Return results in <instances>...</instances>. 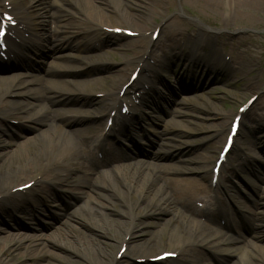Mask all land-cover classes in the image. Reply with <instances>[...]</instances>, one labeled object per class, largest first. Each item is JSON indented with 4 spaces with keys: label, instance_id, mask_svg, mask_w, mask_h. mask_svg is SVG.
Returning a JSON list of instances; mask_svg holds the SVG:
<instances>
[{
    "label": "bare ground",
    "instance_id": "obj_1",
    "mask_svg": "<svg viewBox=\"0 0 264 264\" xmlns=\"http://www.w3.org/2000/svg\"><path fill=\"white\" fill-rule=\"evenodd\" d=\"M96 1L97 3L94 0H77V2L76 0H52L51 4L55 6V11L60 12L61 15L55 12L49 13V15L55 16L53 18L58 23L54 25L51 35H46L42 30L45 25L49 28V20L47 19L46 21L42 17L46 12L39 9L38 4L34 6L33 3H28L23 6V4L16 3L13 0H0V16L2 12L12 14L22 28L13 30V34L19 32L24 37L25 33H29V36L24 39V43L13 55V58L10 59L11 62L8 66H14L17 60L23 61L31 54L30 50L34 51L33 49L36 48L45 47L53 54L72 46L68 43L67 36L72 38L78 34V31L70 30V28H75V23L72 21H74L73 18L76 13L71 12L66 5H80L87 8L88 12L84 19L89 25L82 28L84 37L81 40H77L79 41L76 43L78 47L95 48L93 39L97 38L98 46L107 42L114 50H127L130 55L128 62L136 63L139 68V74H143V78L146 77L145 73L154 70L155 64H158L161 58L174 60L175 58L188 57L193 67H201L202 70H205V75L213 70H216V72L220 70L221 72L230 71L231 66L221 56H216L209 63L203 52L191 56L185 53L184 50L187 48L190 39H198L202 29L177 25L174 20L161 21L158 34L163 41L161 46H158L157 42L151 41L153 30L150 33L151 40L142 37L124 45L118 43V39L114 37L116 36L115 34L102 32L104 27L117 28V25H115L116 20L141 28V25L145 22L143 14L155 7L160 9L164 6L171 7V0H143L145 2L143 5L131 2L139 9L138 13L121 9L123 0H116L115 3L120 4L119 7L111 6L102 0ZM124 1L128 2L129 0ZM189 2L205 9L233 10L232 12L234 13L264 10V0H189ZM33 8H37L36 11L29 12V9ZM234 13L232 15L228 14L225 18L224 25L226 27L231 26L235 22L233 21ZM246 16L248 17L249 15ZM50 24H53V22ZM124 30L127 29L124 28ZM134 31L138 30L134 29ZM99 34L105 36L106 41L99 39ZM218 38V33L210 35L203 31V37L198 39L199 48L203 50L208 45H216ZM84 39L85 42H83ZM157 39L159 41L158 37ZM145 44L146 46L149 44L152 47L148 53L145 51ZM158 53L161 58L157 55ZM150 60H153V63L149 62ZM83 63L80 66L61 65L59 67L61 71L54 72L55 74L70 76V78H65L61 81L62 87H59V84L56 83L55 85L46 86L35 85L39 84V81L34 78H23L15 82L13 78L0 76V132L3 134L9 132V127L13 126L10 121L14 118L15 111L18 110L32 112L28 116L21 117V119L46 124V129H39L32 137L34 143L25 152L21 149L17 153L15 150L6 147L8 143H2L4 146L0 150V219L9 218L12 221L13 228L18 227L13 216L14 212L23 210L21 205L18 206V204L21 200H24V197L21 193L22 191L17 188L23 183L20 182L25 179L26 182L31 183V188L37 187L35 190L43 197L44 201H47V198L50 197L48 188L52 190L65 184L69 189L81 190L83 193L84 189H88L89 192H94L96 196L94 199L91 196L92 205L89 206L85 203V207H83L94 214L105 217L108 211L110 212L112 195L103 193L102 189L109 188V181H111L112 187L118 191L120 198H131L134 203L146 201L145 205L141 204L138 207L137 213L132 212L133 207L130 206V211L126 213L128 221L116 218V223L107 230V233L105 232L107 238L119 245V249L123 245L126 246V250L121 254L120 258L117 259L119 249L116 253L112 252L115 246L114 242H104L99 237V239L94 238V244L98 247H93L91 243L85 240L78 243L69 241L66 237L68 232L65 234L63 232L58 239H55V244L62 246L80 245L83 248V253L93 257V264H120L121 259L124 257L130 259L128 264H157L147 260V258L157 255H151L155 248L162 249L161 252L177 253L176 257L178 258L169 259L170 264H212L205 262L206 252L211 254L218 263L221 258L233 256L235 257L233 264H264V243L260 242V240L264 242V215L262 211L251 208H246L247 210L239 209L242 210L239 213V223L244 227H250L252 230V238L248 240L241 235V229L239 228H236L237 234L230 232L232 228L227 211L229 207L226 204L218 205L214 212L207 210L209 209L207 207L209 205V200H207L209 192H213L212 199L220 200L222 194L224 199H231L229 202L236 204V198L231 194L232 186H222L221 181H218L214 187L211 186V173L209 176L206 166L208 160H211V154L214 152L215 139H218L222 134L225 123L216 121L204 128L212 133L207 139V145L201 153L197 154L195 159V162L200 164L203 170L202 181L190 176H166L168 171H162V164L159 163V160L166 158L175 151L178 145L171 142L176 139V136L182 131L190 132L192 127H189V124H198L197 121L193 120L194 118L198 120V115L184 110L174 109L171 111L174 113L173 115L170 114L173 119L168 122L171 128L155 131L159 140L151 152V157H149L151 159L122 163L120 162L121 153L119 149H112L111 151L103 150L105 159L100 160L95 156L93 149L97 150L104 143L109 144V141L105 138L112 135L115 129L111 127L103 132L105 123L102 125L96 115L106 113L104 115L106 117L107 111L113 109L117 100V92L121 86L114 88L116 89V94L110 98L105 95L97 97L95 95L97 92L103 93L107 89L99 86L101 77L81 80L83 76L90 74V71L94 70L87 62ZM185 73L188 74V72ZM124 75L125 68H121L117 73L105 76L104 78L109 80L105 83H108L109 87H111L119 82ZM183 80L184 77L181 76L179 84L183 83ZM6 83L8 84L5 85ZM84 84L88 86L87 90L84 88ZM73 85L76 87L72 88L71 86ZM78 87L86 90L85 94L77 92ZM167 87L164 86V89H167ZM153 94L157 97L160 92L154 91ZM38 98L46 100L47 103L60 102L63 105L69 103H76L79 106L87 104L89 109L84 110L86 115L83 116V114H77L80 112V107L68 108L65 106L57 109L58 111L49 118V108L42 106L39 109H35L37 107L32 100ZM178 102L181 101L178 100ZM151 103L153 107H156L155 101ZM212 106L215 107V105ZM213 111L215 112H213L212 118L218 117V113L214 108ZM44 115L47 117V121H45ZM144 116H146L144 111L140 110L139 107H135L129 116L120 117L117 125H119L123 135L129 137L137 136L135 126L139 125V121H142ZM182 120L185 121L184 124H182ZM245 120L252 123L251 125L244 123V127L251 134L264 130L263 116L247 115ZM96 121L97 123H94ZM71 135H74V137ZM100 135H103V138L101 141H97L92 149L88 139L94 138L93 140H95ZM27 141L30 142V140ZM251 144V139H248L244 144L237 145L236 148L241 149L242 147L251 146ZM237 162H240V164L232 170V176H236L238 172L249 171L248 166L243 164L244 160H241L240 157ZM171 170L179 174H185L186 172L185 169L179 166L173 167ZM100 173L106 175L102 182L96 180V175ZM251 188L253 195L256 197L254 204L263 206L264 190L254 182ZM97 197L102 199L96 200ZM196 202L204 204L207 208H196L194 206ZM38 209L39 207L37 206L30 210L31 218H36V216L40 215L41 211ZM165 212L172 213L164 223L169 228L167 235L162 233L164 227H161L160 223H158L159 221L151 224L156 226L157 229L150 230V235L148 236V232L142 228L146 225V221L133 224L135 220H139L141 217ZM75 214L76 211L73 212L71 217L74 218ZM118 214L121 216L123 213L118 212ZM199 216L207 217L212 225L198 220L197 217ZM221 220L225 222L223 225ZM66 223L67 221L62 222L63 225ZM93 223L92 225L95 227L97 221L94 220ZM72 224L73 226L77 225L76 223ZM76 228L82 234L87 233L80 226ZM220 228H228L229 231L222 232ZM0 231L2 232L3 230L0 229ZM72 235L77 234L73 233ZM44 236L38 233V235L25 234L22 237L17 232L5 231V234L0 235V242L4 243V247H0V264H4L6 259V257H2L4 248L13 252L21 247L23 241L27 240L26 237H28V240L33 241ZM32 244L40 243L33 242ZM167 248L171 250H166ZM37 251L35 249L34 251L23 252L22 256L36 258L39 255ZM140 258H145V260L142 263L134 261Z\"/></svg>",
    "mask_w": 264,
    "mask_h": 264
},
{
    "label": "rangeland",
    "instance_id": "obj_2",
    "mask_svg": "<svg viewBox=\"0 0 264 264\" xmlns=\"http://www.w3.org/2000/svg\"><path fill=\"white\" fill-rule=\"evenodd\" d=\"M13 1L21 3L23 6L28 3H33L34 6H37L38 4V8L42 9L43 12H46L42 16L46 19V21L49 19V13L55 12L61 15L60 12L55 11V6L51 4L52 0ZM94 1L97 3L96 0ZM102 1L114 7L120 6V4L118 5L115 3L116 0ZM131 2L138 3L140 5L145 4L143 0H129L128 2L123 0L121 2L122 7L120 8L126 9L132 13H138L139 9L131 4ZM66 6L71 12L76 13L73 18L74 21H72L75 23V28H70V30L78 31L76 37L71 38V44L75 45L79 42L77 41L78 39L81 40L84 37L82 28L89 25V23H87L84 19L88 11L87 8L80 5ZM36 9L37 8L29 9V12H35ZM232 11L233 10L224 11L210 8L205 9L189 2V0H171V7L164 6L162 9L155 7L145 14L142 13L145 22L141 25V28H136L121 20H116L117 22L115 25L118 27H127L133 30H138L134 36H125L123 35V32L114 36L118 39V43L122 45L130 43L132 40L141 39L142 37H146V39L149 40L150 32L154 29V27L160 24L161 20L166 22L174 20L177 25H185L196 29H202L198 39L203 37V31L210 35L218 33L219 38L217 39L216 45H208L206 48L201 50L199 48L198 39L192 38L188 42L190 46L188 49L185 48V52L188 55H195L199 52H203L209 63H211L216 56H221L222 59L231 66L230 71L221 72L220 70L219 72H216V70H213L205 75V70H202L201 67H193V64L190 63V59L188 57L175 58L171 62H167L165 60L163 62L160 61L162 64V70L158 69L160 81L162 84H167L172 87V90L170 92H164L163 95L165 96L159 104L157 102V107L146 110L147 115L142 124L144 127V130H142L144 137L141 136V138H138L137 141L134 142V145L126 139H122V143L124 144L123 148L128 149L124 151L125 155L122 162L151 159L149 158L150 152L156 144V135L154 132L171 128L168 124V122L173 119L170 114L173 115L174 113L171 111L178 109L180 111L184 110L193 112L198 115L197 117H199L198 120L195 118L193 119L194 121H197L198 124H189L188 126L192 127L190 128V132L182 131V133L178 134L176 139L171 142L178 145L176 146L177 150L175 149L174 156L164 158L159 160V162L162 164V171H169L167 172V176L169 177L190 176L201 181L202 168L200 164L195 162V159L197 154L201 153L207 145V139L212 133L204 129L207 125L216 121H223L225 123L222 134L218 139H215L216 144H214V152L211 154V160H208L206 163L209 170L212 159L216 156V152L218 151L227 131V125L229 124L232 115L235 113L237 106L244 103L248 97L257 95L256 100L252 103L251 110H249L246 114L249 116H263L264 119V10H249L246 13H234ZM233 13V21L235 22H233L231 26L226 27L224 25L225 18L228 14L232 15ZM246 15L249 16L247 17ZM105 29L102 32L106 31ZM47 31L48 28L47 25H45L42 32L47 35ZM98 38L106 41L105 36L101 34L98 35ZM93 41L95 42V48L82 46L79 49H74L75 46H72V48L69 47L56 53L55 57H51L44 48H39L33 51V56L30 55V62L26 61L21 65H16L17 67L14 66L15 68L1 69L0 76L11 79L13 78V81L15 82L23 78H34L39 81V84L35 85L46 86L55 85L56 83L59 84V87H62L63 85L61 81L64 76L54 74L51 71L59 70L58 67L61 63L69 66H80L84 64L83 62H87L94 70H91L90 74L88 76H84L81 80L101 77L102 79L99 81V86L105 87V89H107L106 93L111 95L112 92H116L114 87H118L128 78L131 70L135 68L136 63L128 62L130 57L129 51L114 50L107 42L98 46L99 43L97 38H94ZM83 42H85V39ZM157 44L160 46L161 41ZM147 47H149V45L146 46L145 44V49ZM157 55L159 56V53ZM121 68H125V75L123 78L113 85V88L108 87V83L106 84L105 82L109 80L104 77L117 73V71ZM185 72H188V74ZM183 74L187 75V79L179 86L178 80ZM7 84L8 83L5 85ZM84 86L87 90L88 86L85 84ZM71 87L74 88L76 86L73 85ZM86 90L78 87L76 91L85 94ZM178 100L181 102L177 103ZM32 101L36 104L37 108L35 109L45 106L49 107L52 113L54 110L62 107V105L57 102L52 104L43 103V100L39 98ZM212 105H215V107ZM74 106L75 105L67 107ZM85 107L86 106L83 108ZM213 108L218 113V117L216 118H212V114L215 112L213 111ZM30 113L23 110L15 111L14 119L12 120L13 126L9 127V132L7 134L0 132V150L3 149L4 146L2 143L6 142L8 143L6 147H9V149H13L17 153L20 152L19 150L21 149L25 152L29 149L30 145L34 143L32 137H34L37 131L39 129H46V125L43 123L40 124L37 122H31L30 120L21 119V117L28 116ZM83 113L84 111L81 110L79 114ZM176 118L179 120L178 117ZM45 121H47V117H45ZM184 122L185 121L182 120V124H184ZM140 123H142V121ZM244 123L248 125L252 124L247 122L245 118ZM248 139H251L252 141L251 146L235 150L230 157L235 159L237 153L244 154L242 160H244L245 164H250L248 166L250 172L239 173V176L231 177V181H228V178L223 181L225 182L223 185H227L228 187L232 185V192L238 201L237 206L242 208H244L243 206L252 207L254 210L262 211L264 215V205L253 207L251 202L254 198L251 188V184L253 182L264 190V130L251 134L245 129V127L242 128L240 135L237 138L236 145L242 143L244 144V142ZM27 140H30L31 143ZM177 166L185 169V174L171 172V168ZM96 176V180L98 182H102L106 175L100 173ZM22 182H26V179L20 183ZM109 183V188L104 190L102 189L103 193L112 195L110 212L108 211L105 217L99 214H94L84 208L85 203L89 206L92 205L91 196L93 199L96 196L94 192H89L88 189H84L83 193L81 190H71L68 186L62 185L52 190L48 188L52 198L46 203V205H40L42 208L41 212H43V214H40L37 218L38 220H34V218L31 219V217L26 216V213H28L31 208L36 206L38 202L42 204L41 199L43 198L35 195L33 192H29V195L31 196L30 202L32 204L28 203L22 211L14 212V219H16L20 226L13 228L9 219L4 217V220L0 219V229L4 231H0V235L5 234V231H8L17 232L18 234H21L22 237L25 234L38 235V233L45 236L33 241L30 239L28 240V237H26L27 240L23 241L21 247L13 252L4 248L2 251V257H6L4 264H93V257L83 253V248H81L80 245H69L71 246L69 247L66 245L62 246L55 244V239H58L59 235H62L63 232V234L68 232L66 237L69 241L78 243L85 240L91 243L93 247H98L94 244L95 237H99L100 240L104 242H114L115 246L112 252H116L119 245L115 241H111L110 238H107V230L116 223V218L122 221H128L126 213L130 211V206L133 207L132 212L137 213L138 207L141 204L145 205L146 201L143 200V202L137 201L134 203V200H131V198H120L118 196V191L112 187L111 181H109ZM101 199L102 198L99 197L96 198V200ZM195 207L199 208L197 205H195ZM232 209L235 210L234 208ZM74 211H76V214L74 215V218H72L71 216ZM118 212L123 214L120 216ZM171 214L172 213L169 214L168 212L151 216L149 214L141 217L139 220H135L133 224H138L140 221H146V225L142 228L148 232V236L150 235V230L152 231L153 229H157L156 226L151 224L159 221L158 223H160L161 227H164L162 233L167 235L169 233V228L167 225L165 226L164 223L165 220H168ZM231 217L232 222L235 224L234 226H236L237 217L233 211ZM199 219L204 221V218ZM94 220L97 221L95 227L92 225L94 224ZM64 221H67V223L63 225L62 222ZM72 223H76L77 225L74 224L75 226H73ZM79 226L87 233L82 234L78 232L76 227ZM73 233H76L77 235H72ZM241 234L244 235L245 238H251L248 230L241 231ZM33 242H38L40 244L33 245ZM0 247H4L3 242H0ZM124 247L126 249V246ZM35 249L38 250V257L35 256L36 258H29L22 256L23 252L34 251ZM167 250L171 249L167 248ZM160 251L161 249L155 248L151 255L158 254ZM205 257V262H210L212 264H233V261H235V257L227 256L223 259L221 258L218 263V261L207 252ZM129 262L130 259L128 257H124L121 259L120 264H128Z\"/></svg>",
    "mask_w": 264,
    "mask_h": 264
},
{
    "label": "snow or ice",
    "instance_id": "obj_3",
    "mask_svg": "<svg viewBox=\"0 0 264 264\" xmlns=\"http://www.w3.org/2000/svg\"><path fill=\"white\" fill-rule=\"evenodd\" d=\"M5 19L10 20L11 17H5ZM3 34H4L3 26L0 25V36H2ZM234 130H235V127H234ZM229 141H231V137H229Z\"/></svg>",
    "mask_w": 264,
    "mask_h": 264
}]
</instances>
